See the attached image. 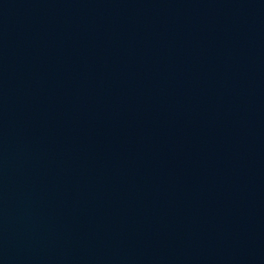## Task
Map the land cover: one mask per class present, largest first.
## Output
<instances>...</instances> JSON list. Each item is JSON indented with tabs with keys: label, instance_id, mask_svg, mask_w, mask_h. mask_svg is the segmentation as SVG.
<instances>
[{
	"label": "water",
	"instance_id": "water-1",
	"mask_svg": "<svg viewBox=\"0 0 264 264\" xmlns=\"http://www.w3.org/2000/svg\"><path fill=\"white\" fill-rule=\"evenodd\" d=\"M0 264H264V0H0Z\"/></svg>",
	"mask_w": 264,
	"mask_h": 264
}]
</instances>
